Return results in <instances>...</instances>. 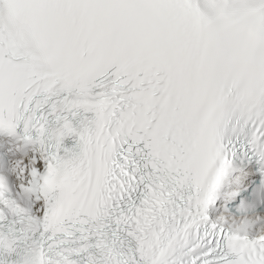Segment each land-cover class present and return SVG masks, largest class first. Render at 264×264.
Instances as JSON below:
<instances>
[{
  "label": "snow or ice",
  "instance_id": "6c2138e0",
  "mask_svg": "<svg viewBox=\"0 0 264 264\" xmlns=\"http://www.w3.org/2000/svg\"><path fill=\"white\" fill-rule=\"evenodd\" d=\"M0 264H264V0H0Z\"/></svg>",
  "mask_w": 264,
  "mask_h": 264
}]
</instances>
